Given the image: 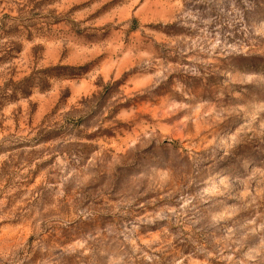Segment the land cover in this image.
Masks as SVG:
<instances>
[{"label": "rangeland", "instance_id": "1", "mask_svg": "<svg viewBox=\"0 0 264 264\" xmlns=\"http://www.w3.org/2000/svg\"><path fill=\"white\" fill-rule=\"evenodd\" d=\"M0 264H264V0H0Z\"/></svg>", "mask_w": 264, "mask_h": 264}]
</instances>
